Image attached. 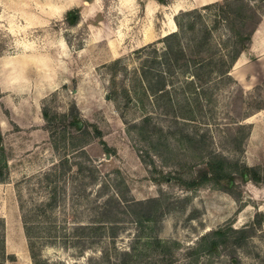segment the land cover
Returning <instances> with one entry per match:
<instances>
[{
    "label": "rangeland",
    "instance_id": "rangeland-1",
    "mask_svg": "<svg viewBox=\"0 0 264 264\" xmlns=\"http://www.w3.org/2000/svg\"><path fill=\"white\" fill-rule=\"evenodd\" d=\"M227 20L187 0H0V264H264V17L231 64ZM174 31L188 67L164 64ZM212 157L229 181L198 178ZM216 229L225 245L199 251Z\"/></svg>",
    "mask_w": 264,
    "mask_h": 264
},
{
    "label": "trees",
    "instance_id": "trees-1",
    "mask_svg": "<svg viewBox=\"0 0 264 264\" xmlns=\"http://www.w3.org/2000/svg\"><path fill=\"white\" fill-rule=\"evenodd\" d=\"M159 2L163 3V0H158ZM217 5L218 8H220L221 13L226 16L227 21L230 23H236V25L228 26L229 29L233 32L235 43L237 48L234 50V53L231 56L229 64L234 62L237 59V56L242 50H245L247 48V43L251 41V35L255 31V27L257 26V23L261 19V17H264V0H223L222 2H216L213 4L205 5L204 8H209L210 6ZM228 15V18H227ZM65 19L68 21L70 25H75L78 21V14L73 13V11L68 10L65 14ZM251 24L252 27L247 31V26ZM176 26L179 28L181 27L179 23H176ZM174 39L173 44H167L165 48V52L163 53V59L164 64L167 68L174 67L175 64H178L181 62V64H178V66L182 65L183 61L186 67L189 65V59L186 58L184 52L180 48V46L177 44L175 45V40H179L178 33L176 31L170 32L167 35H165L162 38V42H169V40ZM205 42V41H204ZM201 42L196 45V51L198 53L193 54L190 59L193 62V68L194 72L186 74L185 76L187 78H191L192 80L188 82V85H191L192 87H195V80H197L199 83H202L203 80H205L206 75H202L200 72L201 68L209 67L206 65V59L203 58L202 54H204V50H199L201 47ZM220 64V63H219ZM217 66V69H221L222 64ZM194 79V80H193ZM194 84V85H193ZM165 86V83L163 81L162 76H157V81L155 85L150 87V90L152 92L163 90ZM261 106H257L255 109H259ZM69 124L77 129H79L80 120H78L75 116H72ZM94 127L95 133L99 136L100 130L97 129V127ZM65 165H68L66 161L64 162ZM207 169L199 174L198 178L201 179H212L217 182L221 180L229 181L231 178L230 173L226 172L225 169V159L222 157H212L210 160L206 163ZM254 168L252 167H243L241 170H239V175L245 179L248 177V174L253 173ZM255 182H257V179L251 177ZM154 199H149V201H153ZM148 201V202H149ZM262 216V215H261ZM232 232L237 233L236 236V243H240V241H244L251 235V230L249 227H240L231 229ZM28 234V233H27ZM226 233L224 230L216 229L211 230L204 234L201 238V243L199 244L198 249L199 251H202L204 253H214L219 248H221L223 245H225V239H226ZM202 248V249H201ZM231 261H233V257L230 258Z\"/></svg>",
    "mask_w": 264,
    "mask_h": 264
},
{
    "label": "crops",
    "instance_id": "crops-1",
    "mask_svg": "<svg viewBox=\"0 0 264 264\" xmlns=\"http://www.w3.org/2000/svg\"><path fill=\"white\" fill-rule=\"evenodd\" d=\"M187 1L189 4L193 5L194 7H202L216 2H221L223 0H187Z\"/></svg>",
    "mask_w": 264,
    "mask_h": 264
}]
</instances>
